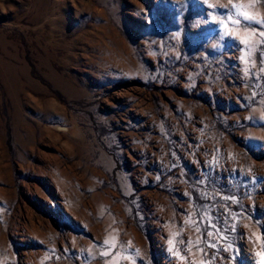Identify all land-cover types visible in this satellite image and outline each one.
<instances>
[{
    "label": "rangeland",
    "instance_id": "rangeland-1",
    "mask_svg": "<svg viewBox=\"0 0 264 264\" xmlns=\"http://www.w3.org/2000/svg\"><path fill=\"white\" fill-rule=\"evenodd\" d=\"M0 264H264V0H0Z\"/></svg>",
    "mask_w": 264,
    "mask_h": 264
}]
</instances>
